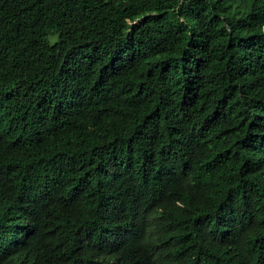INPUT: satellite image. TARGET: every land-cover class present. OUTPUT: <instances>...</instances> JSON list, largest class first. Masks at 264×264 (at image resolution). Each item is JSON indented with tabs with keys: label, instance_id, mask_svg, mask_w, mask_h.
Wrapping results in <instances>:
<instances>
[{
	"label": "trees",
	"instance_id": "1",
	"mask_svg": "<svg viewBox=\"0 0 264 264\" xmlns=\"http://www.w3.org/2000/svg\"><path fill=\"white\" fill-rule=\"evenodd\" d=\"M0 264H264V0H0Z\"/></svg>",
	"mask_w": 264,
	"mask_h": 264
}]
</instances>
